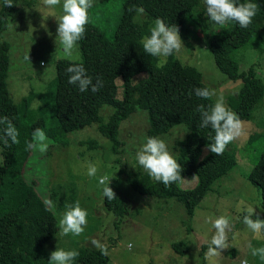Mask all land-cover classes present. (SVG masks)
Returning <instances> with one entry per match:
<instances>
[{
	"label": "trees",
	"instance_id": "trees-1",
	"mask_svg": "<svg viewBox=\"0 0 264 264\" xmlns=\"http://www.w3.org/2000/svg\"><path fill=\"white\" fill-rule=\"evenodd\" d=\"M12 2V7H4L1 0L0 34L20 5L19 0ZM236 2L258 4L259 9L252 23L247 28H241L235 21H229V28H219L209 35L208 47L220 70L231 78L241 77L242 84L237 93L228 98V109L235 112L240 120H246L262 96L264 85L252 65L244 70L239 69L233 52L254 40L260 41L264 49V0ZM137 9H143L139 17L141 21L135 19ZM205 15L203 0H124L112 37L88 21L84 37L78 41L80 58L56 59L51 99L47 98L46 91L29 89L18 104L13 100L7 83L10 43L0 38V119L7 117L19 132L18 143L9 141L8 147L0 143L3 155L0 165V264H48L50 254L45 250L44 242L59 228L45 196L38 192L34 181L24 176L27 161L36 156V151L28 149L27 143L37 128L42 129L48 139L66 144L67 132L96 123L99 132L112 142L111 149L116 153L122 145L118 137L120 122L137 107L146 114V139L157 138L172 125L182 124L187 132L173 143L175 159L183 169L181 176L198 177L194 187L182 188L177 182L165 187L139 167L129 170L126 169L129 167L120 168L119 173H124L129 185L140 194L174 198L191 214L209 192L210 184L236 165L235 155L227 149L219 156L209 151L203 159L199 158L202 147L212 143L215 135L210 127H200L198 106L203 105L208 109L213 104L212 97L202 99L194 94L195 88L209 89L201 70L195 65L182 63L175 53L167 57L163 67H158L162 58L144 53L142 47L143 38L150 34L157 18L168 26L175 25L179 33H184L187 22L192 21L194 28L208 35L209 23ZM177 53L181 56L180 52ZM72 65H82L93 83L98 78L103 82V87L95 93L90 89L81 92L76 85L69 84L70 74L66 69ZM140 71L144 74L134 80L133 76ZM117 76L122 79L121 97L116 96ZM37 96L41 104L31 108V101ZM45 101H48L46 106ZM103 105L111 107L106 121L100 113ZM33 112L38 116L27 121ZM48 112L53 113L49 124L46 123ZM6 126V123L0 122V134ZM86 142L90 144L92 141ZM86 142L83 141V144ZM246 178L258 189L264 205V152ZM69 189L71 194L67 201H57L56 207L62 208L75 201V188ZM112 190L116 199L108 200L103 195V204L114 214L122 216L127 205ZM47 193L50 200H56L59 191L50 188ZM171 246L180 253L187 248L183 240L173 241ZM77 252L79 255L73 264H106L108 261L105 246L86 244Z\"/></svg>",
	"mask_w": 264,
	"mask_h": 264
},
{
	"label": "rangeland",
	"instance_id": "rangeland-1",
	"mask_svg": "<svg viewBox=\"0 0 264 264\" xmlns=\"http://www.w3.org/2000/svg\"><path fill=\"white\" fill-rule=\"evenodd\" d=\"M20 5L9 17L6 29L0 34L1 39L10 43V63L7 75L9 91L15 103L29 89L47 92L51 99L54 92L53 78L55 76V61L65 57L57 37V21L63 14L62 7L48 8L42 0H19ZM124 0H93V6L88 9V21L102 29L109 37L114 34L123 7ZM0 0V9H1ZM143 13L136 12L135 19ZM209 33L204 35L199 28H194L192 21L187 22L184 33H179L183 46L175 52L182 63L197 66L203 80L214 92V105L222 99L229 108L228 98L235 95L242 84L241 77L231 78L215 64L213 54L208 47L209 35L219 28H229L230 23L223 26L212 22L207 13ZM240 70L250 65L255 68L264 85V49L258 40L249 45H242L233 52ZM29 57V59H27ZM77 42L74 58L79 59ZM143 71L133 76L137 80ZM116 96L121 97L122 79H115ZM41 104L37 96L31 101L30 107ZM48 105L45 101L44 106ZM38 111V110H35ZM111 112V107L103 105L100 113L104 118ZM249 119L243 121L244 134L229 143L226 149L232 152L237 163L229 171L216 178L209 187V192L196 206L194 213L187 212L182 203L174 198H157V196L142 195L134 190L119 173L120 168L134 169L139 167L136 155L146 143L145 129L147 126L145 111L136 108L120 122L118 137L122 141L118 152L111 149L112 142L97 129L96 123H90L66 133L67 142L61 144L48 139V150L45 153L36 151V156L30 158L25 167L24 176L34 181L40 192L51 207L59 221L68 209L79 201L81 208L87 211V224L79 236L71 233L61 235L60 227L56 233L44 242L45 250L50 254L57 249L75 250L87 245L105 246L108 255L106 264H264L258 256H252L253 248L264 247V231L253 233L243 223V217L248 214V206L254 208L253 218L264 220V205L261 203L258 189L246 178L264 152V89L263 94L251 110ZM38 116L32 113L27 121ZM53 113L46 114V123L51 122ZM104 119V121H106ZM187 129L180 123L172 125L159 134L169 153L175 158L176 150L173 143L185 135ZM255 135L253 138L252 135ZM258 139V140H255ZM83 141H92L90 144ZM82 142V144H79ZM202 147L200 159L209 150ZM0 165L3 155L0 146ZM89 164H95L98 171L89 177ZM36 168V169H35ZM107 176L109 186L121 196L127 205L122 216L114 214L103 204V187L99 179ZM183 181L177 182L182 188L194 187L198 182L196 175L182 176ZM70 187L75 188V201L58 208L57 201H67L71 194ZM48 188V189H47ZM50 188L58 189L56 200L48 198ZM70 191V193H69ZM45 192L46 194H43ZM48 200H47V198ZM243 201V204H241ZM224 216L229 221L227 243L229 248L220 250V255L211 258L206 256L215 229L212 222ZM183 240L187 248L182 253L171 246L173 241ZM251 245V248L248 245Z\"/></svg>",
	"mask_w": 264,
	"mask_h": 264
},
{
	"label": "clouds",
	"instance_id": "clouds-1",
	"mask_svg": "<svg viewBox=\"0 0 264 264\" xmlns=\"http://www.w3.org/2000/svg\"><path fill=\"white\" fill-rule=\"evenodd\" d=\"M43 5L48 8L62 7L63 14L57 21V37L61 45V50L65 57L74 58L77 42L80 41L85 34V26L88 23V9L93 6V0H42ZM203 5L208 18L223 26L229 21H235L241 28H247L253 17L257 14L259 6L257 3L244 2L237 3L236 0H203ZM4 7H12V0H3ZM143 13V9H137ZM183 46L179 35L178 28L168 26L160 18L154 22V26L150 29V34L146 35L142 40L144 53L162 58L158 67H163L167 57L179 52ZM29 59V57H27ZM69 73L68 83L76 85L79 91L84 92L89 89L95 93L103 87V82L96 79L93 83L92 77L88 76L82 65H72L66 69ZM194 94L202 99H210L214 92L207 88H195ZM197 111L201 117V128L210 127L215 133L213 142L207 146V149L219 156L222 155L226 146L244 134L243 121L238 115L226 108L222 99L218 100L210 108L205 109L203 105L198 106ZM0 122L6 123V127L0 134V143L5 147L18 143L19 132L7 117L0 119ZM48 138L42 129H35L32 133V139L27 143V148L40 153L48 150ZM2 159V157H0ZM137 162L148 176L162 183L165 187L173 183L183 181L181 176L182 167L176 159L167 150L166 144L156 138L148 137L146 143L136 155ZM98 168L95 164H89L87 175L93 177L96 175ZM110 179L107 176L100 178L99 183L106 185L103 187V195L108 200L116 199V195L111 187H109ZM243 204V201H241ZM248 214L243 217V223L255 234L264 231V220L252 219L254 208L248 206ZM87 211L81 208L79 201L75 205L68 206L59 221L61 235L71 233L79 236L83 233L87 224ZM215 229V235L212 237L206 256L211 260L220 255V250L229 248L227 243V230L229 229V221L226 217L220 216L212 222ZM251 248V245H248ZM79 253L75 250L65 251L57 249L50 253L48 264H73ZM252 256H258L264 261V247L253 248ZM242 264H248L247 260H243Z\"/></svg>",
	"mask_w": 264,
	"mask_h": 264
}]
</instances>
